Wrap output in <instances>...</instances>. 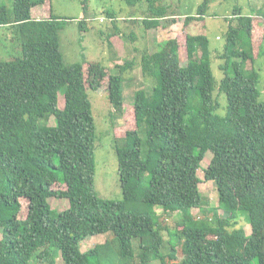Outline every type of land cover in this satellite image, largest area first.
I'll return each instance as SVG.
<instances>
[{
  "label": "trees",
  "instance_id": "1",
  "mask_svg": "<svg viewBox=\"0 0 264 264\" xmlns=\"http://www.w3.org/2000/svg\"><path fill=\"white\" fill-rule=\"evenodd\" d=\"M48 1L13 0V17L0 6V29L14 34L15 50L21 46V56L0 59V264H57L58 258L63 264H178L179 245L182 264H264V101L253 38L260 20L241 9L228 19L220 82L205 34H186L185 66L177 38L161 41L156 51L144 50L140 68L152 90L136 91L131 106L124 75L137 62L117 64L119 73L86 56L66 65L60 32L70 20L52 11L42 20L31 15ZM123 1L142 13L131 19H143L147 31L168 18L161 0ZM209 4L203 1L197 18H204ZM115 13L108 12L111 52L112 36L137 41L136 32H121ZM79 27L85 32L88 24L82 20ZM262 39L264 44V31ZM258 55L264 57L263 45ZM89 91L106 94L124 122L114 147L120 200L102 199L96 190L98 133ZM52 118L55 125L49 124ZM208 153L205 180L216 183L219 204L210 208V217L197 219L194 209L210 207L197 186ZM50 198L65 199L69 207L57 212ZM22 200L28 203L23 218ZM157 208L181 214L180 223L170 228ZM241 216L250 235L236 227ZM108 233L112 240L83 252L86 239ZM166 242L172 263L163 253Z\"/></svg>",
  "mask_w": 264,
  "mask_h": 264
},
{
  "label": "rangeland",
  "instance_id": "2",
  "mask_svg": "<svg viewBox=\"0 0 264 264\" xmlns=\"http://www.w3.org/2000/svg\"><path fill=\"white\" fill-rule=\"evenodd\" d=\"M203 1L161 0L160 4L167 7L168 18L162 20L163 26L149 31L146 30L142 21L143 19L139 21L131 19V17H142V13L128 7L123 0H49L42 6L33 8L31 15L33 19L42 20L49 18L52 11L54 16L70 20L65 29L60 32V49L64 57V63L68 66L82 62L84 56H86L88 60L99 61L107 65L113 73H119V69L116 67L117 64L123 65L125 62L134 59L137 62V66L124 75L126 81L125 102L131 104L136 91L144 89L151 92L153 85L151 81H146L142 75L140 68L141 53L146 49L149 52L156 51L161 41L169 38H177L179 40L182 65L185 66L188 61L185 41L186 34H205L210 41L213 73L216 81L220 82L223 74L219 69V66L222 64L219 55L223 53L226 43L229 20L232 19L235 9H241L242 14L260 20L258 21L259 32L257 34L253 33V38H255L254 51L257 54L256 56H259L255 69L261 74V82L258 86L261 92L260 100L264 101V57L262 58V55L261 57L258 55L262 45L264 50L262 39L264 23L262 24V20L260 19V16L264 17V0H210L204 18L200 19L197 18L198 10ZM0 6H5L9 15L13 17V0H0ZM108 12H116L115 15L119 18L117 26L124 35L129 37L132 31L137 33L136 42H125L121 37L122 35L112 36V52L108 49L106 45L107 33H112L114 30L111 28L112 22L108 20ZM82 20L88 24L85 32L80 31L79 21ZM186 20L189 21L186 22ZM244 36L246 37L245 34ZM12 37L15 39L14 34L9 33L6 29H0L1 60L10 61L21 56V46L18 44V49L15 50L17 43L14 45L15 40H12ZM130 44L136 46L140 54L134 52ZM252 67L251 63L248 62L247 68L251 70ZM106 79L107 77L103 80L102 90H104ZM88 96L92 103L98 133L96 143V190L102 199L120 200L123 195L119 178L118 157L114 147L116 139L119 141L123 138L121 125L124 122L122 117L113 110L106 94L100 95L89 91ZM224 96L217 88L216 97L221 104L225 103ZM61 101L62 98L60 97V103ZM131 106H133V103ZM220 112L222 111L220 110ZM49 124L55 125V119H50ZM211 159L212 154L208 153L197 172L199 180L197 186L210 203V207L205 208V210H193V214L197 219L210 217L212 215L210 208H216L219 204L216 183L205 180L204 171ZM49 203L52 209L57 212H62L69 207V203L65 199L50 198ZM27 204V201L22 200V218L26 216ZM157 211L159 215L164 217L166 221L164 224H167L170 228H175L178 222L180 223L181 221V214L177 212L174 214L163 212L161 208H157ZM219 214L224 215L222 212H219ZM236 227H244L246 233L248 235L251 234L250 224L246 222L243 216L240 217ZM113 238L114 235L111 233L91 236L82 243V250L83 252L88 251L96 245L103 244ZM1 239L2 233L0 232ZM134 244L136 247L135 252L139 254L140 251L137 248L138 241L136 240ZM180 246L177 248L178 256L175 261L178 264H182L185 259ZM163 253L167 257L166 261L172 263L173 261L169 258V254L172 253V245L170 243L166 242L164 244ZM34 262L33 260V264ZM57 264H63L61 258L57 259ZM151 264H161V262L156 261Z\"/></svg>",
  "mask_w": 264,
  "mask_h": 264
}]
</instances>
